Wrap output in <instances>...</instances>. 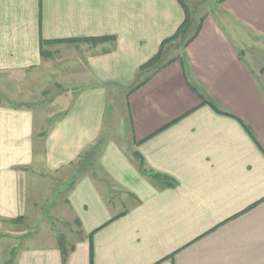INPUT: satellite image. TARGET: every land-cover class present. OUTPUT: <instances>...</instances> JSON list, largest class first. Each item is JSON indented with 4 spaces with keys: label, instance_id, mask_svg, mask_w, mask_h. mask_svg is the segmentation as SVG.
Segmentation results:
<instances>
[{
    "label": "crops",
    "instance_id": "crops-1",
    "mask_svg": "<svg viewBox=\"0 0 264 264\" xmlns=\"http://www.w3.org/2000/svg\"><path fill=\"white\" fill-rule=\"evenodd\" d=\"M205 11L177 60L132 91L184 21L177 0H0V79L35 73L53 43L75 48L62 62L77 75L62 64L74 92L56 117L0 99V234L35 214L21 174L29 188L77 175L53 207L63 247L54 228L25 245L1 236L0 264H264V0ZM100 37L115 42H62ZM112 89L128 92L124 142L105 136Z\"/></svg>",
    "mask_w": 264,
    "mask_h": 264
},
{
    "label": "rangeland",
    "instance_id": "rangeland-1",
    "mask_svg": "<svg viewBox=\"0 0 264 264\" xmlns=\"http://www.w3.org/2000/svg\"><path fill=\"white\" fill-rule=\"evenodd\" d=\"M220 0H196L190 2L192 17L195 20L196 24L200 23L201 15L205 13L206 9H213L219 5ZM185 39L180 42L168 43L166 46L165 52V61L169 62L175 58L177 55H180L181 50L184 48ZM75 42L81 47L91 48V45H85V42H91L93 44H98L100 52H103V47L108 48L111 46L114 40L101 42H93L92 40H76ZM75 42H66V44H75ZM60 44V43H59ZM59 44H50L51 51L46 54L44 66L36 69L33 74H19L14 77V80L11 81V78L4 76L0 79V99L7 101L8 103H13L16 105L25 104L28 107H33L34 111L39 113L41 117H56L63 112V109L67 108L68 99H70V94H73L75 82H66L64 83L58 76L60 69H64L62 64H70L72 66L71 71L73 72L74 66V57L71 61L62 62L63 57L66 55V52H73L75 48L73 46L60 47ZM63 44V43H61ZM65 44V43H64ZM103 44V45H99ZM93 46V45H92ZM94 47V46H93ZM65 48V49H64ZM56 49V50H55ZM61 53H59V50ZM103 50V51H102ZM76 68V67H75ZM78 70V68H76ZM79 71V70H78ZM154 69L150 68L140 74L138 73L136 83L137 84L146 80L147 76ZM72 79H75L77 75L73 73L68 74ZM60 79V80H59ZM71 86V88H70ZM111 96L109 97V109L106 117V130L105 136H109L111 140H117L119 142H124L130 137L131 133V122L127 114V91L115 92L112 89ZM124 124V127H123ZM130 125V126H129ZM48 128V125H46ZM42 128L38 130V133H41ZM104 133V134H105ZM72 169H69L66 175L65 173L57 174L56 176H51V173L46 171L40 177H34L32 181L34 182V187L29 188L26 183V177L24 174H21V193L24 199H27L33 202L35 209L34 213L31 216H28L27 219H17L16 221L11 222L12 225L4 226L1 231V236L5 238L23 236L19 239V242H23L25 245L28 238L27 235H32L34 233H39L42 237L52 236L53 228L59 234V239L61 235L64 234L65 229L64 225L58 223L57 218L55 217V210L53 207H62L65 200L63 197L67 194L70 184L77 177L72 172ZM42 173V172H40ZM81 174H84L81 172ZM80 174V175H81ZM69 176L65 180V176ZM30 192L31 195H30ZM22 207L25 206L22 204ZM26 236V237H25ZM21 240V241H20ZM63 240V239H62Z\"/></svg>",
    "mask_w": 264,
    "mask_h": 264
},
{
    "label": "trees",
    "instance_id": "trees-1",
    "mask_svg": "<svg viewBox=\"0 0 264 264\" xmlns=\"http://www.w3.org/2000/svg\"><path fill=\"white\" fill-rule=\"evenodd\" d=\"M179 2V4L182 6L184 13H185V18L183 23L180 25L179 29L177 30V32L175 33V35L167 40H165L161 47L159 52L152 58L150 59L147 63H145L144 65H142L140 67V74L143 73L144 71H146L147 69L153 68L154 69V73L159 72L160 70H162L163 68H165L167 65L175 62L177 59H173L169 62L165 61V52H166V46L168 43H174V42H182L184 39V47H187L191 42H193L197 36L199 35L201 28H202V21L200 23L195 22V20L192 17V13H191V6L189 4L188 0H177ZM93 42H101L104 43L105 41H110V40H115L113 37H100V38H95V39H90ZM75 42L74 40H69V41H62V42ZM53 42L50 41H46V40H42L41 41V46L42 49L45 45L50 44ZM45 56V53H44ZM149 79V78H148ZM147 80H144L143 82L137 84L132 91L138 89L140 86H142L144 83H146ZM204 97L205 100V96ZM204 103H208V101H204ZM214 109L218 112V113H222L220 111V109L217 108V106L213 103V102H209ZM103 146V138L102 141L100 142V144L96 147L91 149L90 151L86 152L85 154H83L82 160H86L89 161L90 158L94 157L97 150H101ZM137 159H140V156L138 155V153L135 154ZM141 161V159H140ZM142 162V161H141ZM141 167V166H140ZM141 172H143V168L140 169ZM155 178H158V175H155ZM13 222V221H11ZM62 242V247H63V240L60 239V243ZM65 251V249H64ZM64 254H66L64 252ZM13 264V262L11 263Z\"/></svg>",
    "mask_w": 264,
    "mask_h": 264
}]
</instances>
